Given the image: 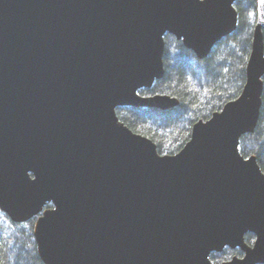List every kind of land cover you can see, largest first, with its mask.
<instances>
[{
    "label": "water",
    "instance_id": "obj_1",
    "mask_svg": "<svg viewBox=\"0 0 264 264\" xmlns=\"http://www.w3.org/2000/svg\"><path fill=\"white\" fill-rule=\"evenodd\" d=\"M237 1L0 0V211L33 220L43 264H264V173L239 149L262 107L264 0L241 93L177 153L117 115L176 108L139 93L164 76L165 35L204 59ZM225 248L242 255L214 263Z\"/></svg>",
    "mask_w": 264,
    "mask_h": 264
},
{
    "label": "trees",
    "instance_id": "obj_2",
    "mask_svg": "<svg viewBox=\"0 0 264 264\" xmlns=\"http://www.w3.org/2000/svg\"><path fill=\"white\" fill-rule=\"evenodd\" d=\"M256 1L236 2V30L221 39L204 60H197L181 42L169 34L165 35L164 76L150 89H141L139 93L175 96L180 101L179 106L165 112L147 108H118L119 120L133 132L150 138L159 154L177 153L189 140L194 122L208 119L241 93L256 18ZM245 11L254 16L253 21L246 23ZM198 64L201 65V75L196 70ZM189 74L197 76L194 91L187 86L190 84L186 80ZM239 149L245 157L255 155L264 173V90L258 124L253 133L240 138ZM32 222L13 223L0 211V264H43L37 254ZM245 240L251 243L253 236L247 234ZM235 255H241V252L225 249L219 254L212 253L210 258L220 263Z\"/></svg>",
    "mask_w": 264,
    "mask_h": 264
},
{
    "label": "rangeland",
    "instance_id": "obj_3",
    "mask_svg": "<svg viewBox=\"0 0 264 264\" xmlns=\"http://www.w3.org/2000/svg\"><path fill=\"white\" fill-rule=\"evenodd\" d=\"M234 7L236 8V10H237V6H236V4L234 5ZM244 20L246 21V23H247V21H253V18H254V16L252 17V14H249L248 13V11H245L244 12ZM255 17H256V14H255ZM199 63V62H198ZM196 70H197V72L199 73V75H201L200 73H201V65L200 64H198L197 66H196ZM199 77V76H198ZM201 77V76H200ZM186 80H188V82L190 83V84H188L187 86L189 87V86H191L192 88H193V91L195 90V88H196V82H197V76H196V74H189V75H187V79ZM31 222V221H30ZM34 222H32V224H33ZM253 240H254V238H253ZM253 242V241H252ZM251 242V243H252ZM251 243H248V244H251ZM235 256H239V255H235ZM214 263H216V262H214Z\"/></svg>",
    "mask_w": 264,
    "mask_h": 264
},
{
    "label": "flooded vegetation",
    "instance_id": "obj_4",
    "mask_svg": "<svg viewBox=\"0 0 264 264\" xmlns=\"http://www.w3.org/2000/svg\"><path fill=\"white\" fill-rule=\"evenodd\" d=\"M238 1H239V0H238ZM238 1H237V2H238ZM235 4H236V3H235ZM235 4H234V5H235ZM166 35H167V34H166ZM164 39H165V38H164ZM222 39H223V38H222ZM177 41H178V40H177ZM179 42H181V41H179ZM217 43H218V42H217ZM217 43H216V44H217ZM181 44H182V42H181ZM216 44H215V45H216ZM215 45H214V46H215ZM182 46H183V45H182ZM212 49H213V48H212ZM188 51H190V50H188ZM211 51H212V50H211ZM190 52L194 55V57H195L197 60H204V59H206V58L209 56V54L211 53V52H210V53L208 54V56H207L206 58H204V59H198L192 51H190ZM163 64H164V63H163ZM245 66H246V65H245ZM164 71H165V69H164ZM244 81H245V80H244ZM243 85H244V84H243ZM174 97H175V96H174ZM178 106H179V105H178ZM178 106H177V107H178ZM225 249H229V248H225ZM225 249H224V250H225ZM231 250H236V249H231ZM237 250H239V249H237ZM239 251H240V250H239ZM241 255H242V253H241ZM241 255H239V256H241Z\"/></svg>",
    "mask_w": 264,
    "mask_h": 264
}]
</instances>
